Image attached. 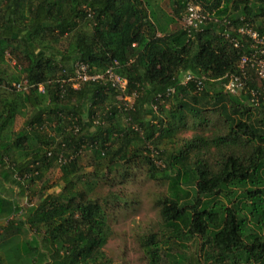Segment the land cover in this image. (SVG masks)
Listing matches in <instances>:
<instances>
[{
  "label": "trees",
  "instance_id": "16d2710c",
  "mask_svg": "<svg viewBox=\"0 0 264 264\" xmlns=\"http://www.w3.org/2000/svg\"><path fill=\"white\" fill-rule=\"evenodd\" d=\"M164 2L0 0V264H112V215L135 203L138 167L165 186L160 226L139 238L151 264H264V97L223 86L247 49L222 23L192 35L176 23L193 3L263 33L264 0H168L170 14ZM77 61H118L132 107L103 81L74 89ZM21 79L27 90L12 87ZM57 166L55 190L23 206Z\"/></svg>",
  "mask_w": 264,
  "mask_h": 264
},
{
  "label": "built area",
  "instance_id": "2783aa9c",
  "mask_svg": "<svg viewBox=\"0 0 264 264\" xmlns=\"http://www.w3.org/2000/svg\"><path fill=\"white\" fill-rule=\"evenodd\" d=\"M222 23L225 26L224 35L233 42L235 47H246V51L240 59V71L238 73H229L225 75L224 91L231 94H240L245 91L251 95V101L259 104L260 99L264 97V32L261 33L249 25L234 28L226 17H220L210 11H204L200 6L189 3L186 12L182 18L183 28L189 35L193 31L200 30L202 25L210 22ZM236 33L235 35L232 34ZM118 61L107 67L102 72H94L87 62L77 61L74 66V72L68 77V82L74 89H79L81 85L91 81H103L109 83L119 92V99L123 101L125 108L132 107L133 97L127 93L128 79L117 72ZM256 75L258 84L250 85L251 73ZM205 77H197L192 73H186L183 83L193 82L201 89L204 86ZM12 87L16 90H27L29 82L27 79L14 81ZM39 92H44L43 84L38 86ZM175 88L169 90L174 92ZM161 96V95H159ZM120 106V105H119Z\"/></svg>",
  "mask_w": 264,
  "mask_h": 264
},
{
  "label": "rangeland",
  "instance_id": "374dc122",
  "mask_svg": "<svg viewBox=\"0 0 264 264\" xmlns=\"http://www.w3.org/2000/svg\"><path fill=\"white\" fill-rule=\"evenodd\" d=\"M164 7L170 14L171 8L168 5V0H165ZM176 23L178 26H183L182 18H178ZM171 104V102L168 103L167 107ZM17 121V127L19 128L23 123V118L18 117ZM192 133V130H187L182 135L190 137ZM81 154L82 165L90 171L91 168L88 163L91 159V152L84 150ZM158 162L161 163L160 161ZM159 163L158 165H162V163ZM145 169L144 167H138L135 180L128 183L125 188L127 197L135 200V203H131L126 209L119 212L115 211L114 215H112L111 224L114 234L105 247L107 256L113 261L112 264H151L139 238L148 230H157L159 228L160 219L158 209L154 206V199L158 193L165 189V186L148 177ZM60 177L61 172L58 166L50 168L41 179H36L37 190L35 192L28 190L27 196L19 199L20 203L25 207L36 204L42 191L48 190V192H52L55 190V188H49V186L59 185ZM119 187L121 186H117V188ZM58 188L56 189L58 190ZM5 222L6 220L0 218L1 225L5 224ZM24 237H31V233Z\"/></svg>",
  "mask_w": 264,
  "mask_h": 264
},
{
  "label": "crops",
  "instance_id": "0c3cea01",
  "mask_svg": "<svg viewBox=\"0 0 264 264\" xmlns=\"http://www.w3.org/2000/svg\"><path fill=\"white\" fill-rule=\"evenodd\" d=\"M18 122V121H17Z\"/></svg>",
  "mask_w": 264,
  "mask_h": 264
}]
</instances>
